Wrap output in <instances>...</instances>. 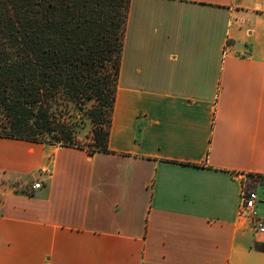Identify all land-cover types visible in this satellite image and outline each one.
Wrapping results in <instances>:
<instances>
[{
    "label": "crops",
    "instance_id": "1",
    "mask_svg": "<svg viewBox=\"0 0 264 264\" xmlns=\"http://www.w3.org/2000/svg\"><path fill=\"white\" fill-rule=\"evenodd\" d=\"M116 87L108 151L0 136V264H264V0H130Z\"/></svg>",
    "mask_w": 264,
    "mask_h": 264
},
{
    "label": "trees",
    "instance_id": "2",
    "mask_svg": "<svg viewBox=\"0 0 264 264\" xmlns=\"http://www.w3.org/2000/svg\"><path fill=\"white\" fill-rule=\"evenodd\" d=\"M130 0H0V136L84 147L55 105L96 103L89 153L108 151ZM104 120L106 130L98 124ZM255 247L264 251V242Z\"/></svg>",
    "mask_w": 264,
    "mask_h": 264
},
{
    "label": "rangeland",
    "instance_id": "3",
    "mask_svg": "<svg viewBox=\"0 0 264 264\" xmlns=\"http://www.w3.org/2000/svg\"><path fill=\"white\" fill-rule=\"evenodd\" d=\"M96 103L94 100L87 101L85 105L81 108L74 103L66 101L64 99L58 100V103L55 105L57 111L63 112L65 119L71 124L74 129V134L76 137V142L81 143L85 148L91 150L93 145L95 144L94 141V129L96 125L93 123L91 117L89 116V111L92 106ZM4 117L2 110L0 109V118L2 120ZM99 130L102 132L106 130L107 125L105 124L104 120L100 124L97 125ZM47 142L51 141L52 139L50 136L44 137ZM261 181V178H258ZM264 182V181H263ZM262 235L264 233L258 232Z\"/></svg>",
    "mask_w": 264,
    "mask_h": 264
},
{
    "label": "built area",
    "instance_id": "4",
    "mask_svg": "<svg viewBox=\"0 0 264 264\" xmlns=\"http://www.w3.org/2000/svg\"><path fill=\"white\" fill-rule=\"evenodd\" d=\"M47 171V169H43ZM259 175H254L251 180L248 177H244L242 180L241 196L242 201L239 207V218L248 222V224L258 232L264 233V219L259 213V196L258 192L254 187L259 181ZM42 184L41 180H36L33 184V188L40 187Z\"/></svg>",
    "mask_w": 264,
    "mask_h": 264
}]
</instances>
